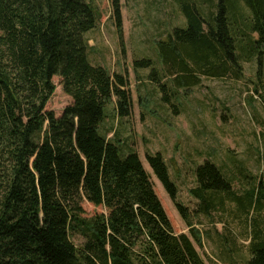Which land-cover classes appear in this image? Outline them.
<instances>
[{
    "label": "trees",
    "instance_id": "obj_1",
    "mask_svg": "<svg viewBox=\"0 0 264 264\" xmlns=\"http://www.w3.org/2000/svg\"><path fill=\"white\" fill-rule=\"evenodd\" d=\"M111 2L121 31V0ZM175 2L186 23L158 43L164 70L148 56L134 68H150L178 112L180 89L203 76L240 79L242 62L261 58L264 0ZM100 19L90 0H0V264H207L194 243L203 234L163 154L146 157L191 236L175 232L139 153L124 150L115 130L113 138L101 130L107 106L114 101L119 118L128 117L133 97L126 74L90 60L86 34ZM55 76L72 98L60 116L47 109ZM233 182L211 160L197 165L194 212L211 216L234 203L252 226L245 264H264V227L252 216L262 194H241ZM85 200L106 211L88 215ZM223 237L220 257L230 261L237 242Z\"/></svg>",
    "mask_w": 264,
    "mask_h": 264
},
{
    "label": "rangeland",
    "instance_id": "obj_2",
    "mask_svg": "<svg viewBox=\"0 0 264 264\" xmlns=\"http://www.w3.org/2000/svg\"><path fill=\"white\" fill-rule=\"evenodd\" d=\"M90 1L101 16L98 26L86 34L90 60L111 73L126 74L133 97V110L128 117L119 118L114 101L107 106L102 132L113 138L115 130L124 150L132 148L139 153L175 232L191 236L146 157L147 152L163 154L177 184L178 199L203 234V244L194 243L207 264H232L228 262L234 260L235 264H245L252 229L250 216H236L234 203L211 216L196 214L198 200L191 189L196 186L197 165L206 160L215 162L233 178L234 188L241 194L251 189L258 197L262 194L261 207L252 216L264 227V46L261 58L242 62V78L203 76L200 84L180 89L179 99L174 100L179 107L175 112L148 78L151 69L134 68L135 59L148 56L164 70L158 43L167 40L175 26L186 23L175 0H121V31L111 0ZM242 10L248 14L246 8ZM53 81L55 91L47 109L60 116L72 98L65 92L61 77L55 76ZM163 81L169 82V78L164 77ZM83 205L88 215L106 211L87 200ZM225 234L235 237L239 251V255L231 254L230 261L220 257ZM73 241L81 244L83 240L75 236Z\"/></svg>",
    "mask_w": 264,
    "mask_h": 264
}]
</instances>
